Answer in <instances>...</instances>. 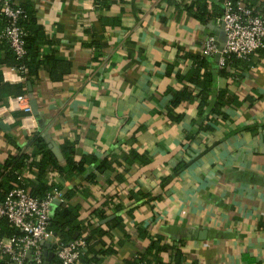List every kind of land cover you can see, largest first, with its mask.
Wrapping results in <instances>:
<instances>
[{"label":"crops","instance_id":"0c3cea01","mask_svg":"<svg viewBox=\"0 0 264 264\" xmlns=\"http://www.w3.org/2000/svg\"><path fill=\"white\" fill-rule=\"evenodd\" d=\"M25 1L33 4L53 40L42 49L69 61L72 69L61 82L41 70L35 85L28 83L37 101L35 121L20 105L0 109V117L13 118L5 133L30 152V138L40 132L61 165L65 141L75 144V158L90 154L99 162L114 160L135 149L150 160L148 165L114 164V172L125 179L112 185L113 170L97 172L95 184L82 176L69 182L58 175L47 179L58 181L64 198L74 190L66 203L84 204L90 211L108 195H116L124 207L132 189L150 194L152 200L136 202L133 215L124 219V235L110 233L115 253L95 264H130L149 244L140 230L168 246L157 264L168 263L171 250L181 253L182 264H264V47L248 62L229 56L230 71L219 73L225 65L202 50L221 13L210 0ZM200 2L207 16L195 18L187 7L197 13ZM253 7L264 14V0ZM109 18L120 24L112 25ZM197 57L206 63L200 74L214 77L209 99L224 89L237 96L239 106H223L221 115L199 114V89L176 77ZM4 70V81L22 83L17 73ZM170 88L190 89L192 96L170 109ZM18 111L24 115L16 117ZM8 153L14 147L1 132L0 164ZM28 168L22 179L31 176ZM95 170V165L88 168ZM87 220L94 227L92 214Z\"/></svg>","mask_w":264,"mask_h":264},{"label":"trees","instance_id":"16d2710c","mask_svg":"<svg viewBox=\"0 0 264 264\" xmlns=\"http://www.w3.org/2000/svg\"><path fill=\"white\" fill-rule=\"evenodd\" d=\"M15 4L20 5L25 10V18L20 20V25L25 30V48L26 54L22 58L17 57L6 41L0 39V109L7 105L8 98L17 95H32L35 82L38 80L39 72L42 70L48 74V78L53 82H61L64 76L71 72L72 64L55 55L53 52L44 51L43 47H47L53 44V40L49 36L46 28L39 22L36 10L29 1L25 0H12ZM249 1L253 6L254 2ZM200 8L197 13L190 11L191 6L187 7V11L193 14L195 18L207 16V10L205 4L200 2ZM216 9L220 10L221 7L218 2L212 3ZM219 5V6H218ZM221 15V13H220ZM215 17V15L213 16ZM216 19V18H215ZM112 25L116 26L120 24L118 19H106ZM7 24L6 19L0 14V33L4 26ZM43 48V49H42ZM263 50V49H262ZM259 51L260 53L262 52ZM264 53V51H263ZM195 65L190 68L184 75L176 74L179 82L188 81L199 89L198 94V108L199 114L204 113L209 115H221L224 114L220 108L230 105L239 106L241 101L236 95L228 93V91L222 89L218 90L214 95V98L209 99L208 93L214 90V77L211 72L200 74L199 70L205 66V59L197 57ZM234 61H237L236 59ZM233 61V62H234ZM10 67H23L24 70H20L19 73L24 75L26 80L18 84H10L4 81L2 68ZM230 71L229 62L225 63L224 68L219 72L226 75L224 71ZM171 72V67H168L167 73ZM28 83H30L31 89H28ZM172 94L171 107L178 106L182 101L189 100L192 96L190 89L182 88L181 90L168 89ZM25 114V113H24ZM21 111L14 112V115H24ZM181 115L175 117L176 121L181 119ZM208 119V116H207ZM2 132L4 140L12 147H14V153H8L6 158L0 164V201H3L8 191L15 186H26L33 197L43 198L49 193L53 185L47 179L54 178L56 175L63 181H71L74 176H82L84 180L90 184L97 182V172L103 171H115L114 164L121 166V162L130 166L135 163L142 165L150 164V160L145 156L139 154L135 149L129 150L121 154L120 158L108 160L103 159L100 162L98 159L90 154H81L79 158H75V144L65 141L61 146V152L65 159V164L61 165L58 156L52 151L49 145L45 142L44 137L40 132H35L30 138V152H27L20 145L17 144L15 138L9 132L0 130ZM114 161V162H113ZM92 165H95V172L88 171ZM184 164L178 165L175 168V172L180 170ZM32 170L31 176L28 178H21V175L26 168ZM87 173V174H86ZM124 176L120 173L114 172V181L108 180V184L112 185L113 182L120 183L124 180ZM74 190L66 193L65 198L70 199L74 195ZM83 195L87 197L88 192L82 191ZM117 198L116 195H108L104 197V201L101 206L89 210V206L84 204L66 203L65 205H57L51 215L49 228L59 235L64 241L73 239L74 234L77 232L78 236L83 235L87 242L88 255L82 257V260L86 264H95L101 261L105 256L115 253L113 248V240L110 237L112 231L118 230L120 233L125 234L124 219L133 215V209L135 203L144 200H152L151 196L147 192L131 190L128 193V200L130 204L124 206L121 203L113 204V199ZM107 211H110L114 216L101 223V220L107 218L109 215ZM92 214L95 220L94 227L93 222L84 221L87 217L90 218ZM85 230V232H84ZM84 232V233H83ZM21 231L10 226L6 219L0 221V237H9L12 235H21ZM141 238L149 240L147 248L143 252H138L141 259H146L148 264L152 262L157 264L159 257L162 253L168 250V246L162 244V238L158 235L147 236L146 231H139ZM173 251L169 255L170 260L166 264H182V255L178 250ZM152 257L148 259L147 257ZM158 260V261H157ZM130 264H134L132 260ZM0 264H7L5 260H0ZM53 264V261L50 262ZM162 264V263H159Z\"/></svg>","mask_w":264,"mask_h":264},{"label":"built area","instance_id":"2783aa9c","mask_svg":"<svg viewBox=\"0 0 264 264\" xmlns=\"http://www.w3.org/2000/svg\"><path fill=\"white\" fill-rule=\"evenodd\" d=\"M174 2L179 4L180 0ZM213 2L220 4L221 15L215 22L217 31L204 40L203 54H219L221 66L225 65L229 56L240 62H248L253 54L264 47V14L258 13L247 0H210V7ZM0 14L7 22L1 30L0 39L7 42L17 57L22 58L26 54V33L20 25V20L25 18V10L12 0H0ZM220 33L224 34L222 41L219 39ZM219 44L222 45L221 51L218 50ZM4 68L7 74L17 73L16 79L22 82L26 80L25 76L19 73L25 68ZM7 77L10 79L8 75ZM19 105L25 115L35 121L31 112L30 96L21 94L8 98L7 108ZM0 122L11 128L13 118L10 115L7 118L2 116ZM51 183L52 190L43 198L33 197L22 184L10 189L4 200L0 201V221L6 219L11 227L22 233L0 237V260H5L7 264H44V243L49 241L48 248L54 254L51 260L53 264H86L82 257L88 255L89 251L83 235L64 241L49 228L54 201L66 204L61 185L58 181ZM117 203L120 201L115 197L113 204ZM131 260L134 264H148L138 253L134 254Z\"/></svg>","mask_w":264,"mask_h":264},{"label":"water","instance_id":"95a60500","mask_svg":"<svg viewBox=\"0 0 264 264\" xmlns=\"http://www.w3.org/2000/svg\"><path fill=\"white\" fill-rule=\"evenodd\" d=\"M216 31H217V29L215 28V29H214V32H216ZM219 39H220L221 41L224 40V34H223V33H220V35H219ZM218 50H219V51L222 50V45H221V44H219V46H218ZM214 56H216V58L219 59V54H216V55H214ZM29 96H30L31 112H32V114H33L34 116H37V115H38L37 101L32 97V95H29ZM0 129H1L2 131H8V130H10V128H9L7 125H5V124H3V123H1V122H0ZM54 203H59V201H58V200H55ZM113 216H114V215H111V216H109V217H107V218L101 220V223L110 220ZM77 236H78V233L76 232V233L74 234V236H73V239L76 238ZM49 246H50V245H49V241L44 243V247H45V248H44V256L46 257V260H45L44 264H50L51 260H52L53 257H54L53 252H50V251L48 250V247H49Z\"/></svg>","mask_w":264,"mask_h":264}]
</instances>
